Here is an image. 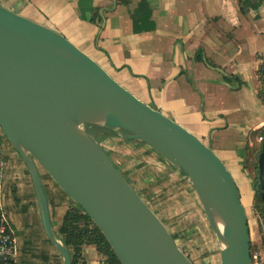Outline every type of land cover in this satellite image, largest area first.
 I'll list each match as a JSON object with an SVG mask.
<instances>
[{
  "label": "water",
  "instance_id": "95a60500",
  "mask_svg": "<svg viewBox=\"0 0 264 264\" xmlns=\"http://www.w3.org/2000/svg\"><path fill=\"white\" fill-rule=\"evenodd\" d=\"M86 125L140 141L180 169L216 235L220 264H251L247 212L220 156L64 34L0 4V129L31 174L63 264L71 256L52 230L41 169L89 215L120 264H195Z\"/></svg>",
  "mask_w": 264,
  "mask_h": 264
},
{
  "label": "crops",
  "instance_id": "0c3cea01",
  "mask_svg": "<svg viewBox=\"0 0 264 264\" xmlns=\"http://www.w3.org/2000/svg\"><path fill=\"white\" fill-rule=\"evenodd\" d=\"M0 4L61 32L135 95L198 135L232 172L245 209L252 207L256 181L247 164L253 158L250 148L259 143L255 130L264 122L256 70L258 52L264 50V0H116L115 5L113 0H0ZM144 4L147 26L138 21L136 29L134 16L140 18L138 8ZM116 135H102L106 151L115 153V146L127 142L145 151V161L158 168V175L178 169L148 145ZM0 136L5 159L2 206L14 236V264H63L45 230L31 174L4 134ZM132 164L118 166L130 183V173L138 169ZM40 172L51 227L59 235L70 199L45 170ZM247 218L251 248L264 264L255 214L251 218L247 213ZM81 254L84 264L102 262L92 244L82 245Z\"/></svg>",
  "mask_w": 264,
  "mask_h": 264
},
{
  "label": "rangeland",
  "instance_id": "374dc122",
  "mask_svg": "<svg viewBox=\"0 0 264 264\" xmlns=\"http://www.w3.org/2000/svg\"><path fill=\"white\" fill-rule=\"evenodd\" d=\"M90 128H93L95 137L101 142L103 131L94 126ZM108 136L117 135L108 133ZM120 138L128 141L124 137ZM115 148V153L107 152L112 156L116 167L125 175V169L119 167L128 164L130 168L132 162L136 163L135 167L138 169L129 176L131 184L142 193L143 198L166 224L178 245L192 261L195 264H220L218 240L187 176L179 169L167 176L158 175V168L145 161L148 157L145 151L139 147L133 148L127 142L125 146ZM144 175L146 179L143 178ZM246 212L251 218L256 214L252 207H247ZM262 214L264 216V212ZM256 223L259 228L257 221Z\"/></svg>",
  "mask_w": 264,
  "mask_h": 264
},
{
  "label": "trees",
  "instance_id": "16d2710c",
  "mask_svg": "<svg viewBox=\"0 0 264 264\" xmlns=\"http://www.w3.org/2000/svg\"><path fill=\"white\" fill-rule=\"evenodd\" d=\"M145 2H142V4ZM145 4L142 8H138L139 19L134 16V27L137 29L138 21L141 26L145 25L147 20L144 15ZM144 22V23H143ZM101 129V134H117L114 130L106 129L101 126L91 125ZM264 132V127H260L255 130L256 137ZM101 136V135H100ZM130 141V140H129ZM249 155H253V158L248 160V166L252 168L255 175L256 188L252 199V208L259 213L264 212V169L261 170V166L264 165V138L259 140L258 144H254L250 148ZM125 176V175H124ZM126 177V176H125ZM127 178V177H126ZM127 180H129L127 178ZM70 199V198H69ZM70 205L65 209L61 222L59 225V236L64 244L68 247L70 252L72 264H77V259L81 253V247L84 244H92L96 250L102 255L101 264H120V261L115 254L114 250L110 246L104 234L97 227V225L91 220L89 215L82 210V208L70 199ZM263 215V214H262Z\"/></svg>",
  "mask_w": 264,
  "mask_h": 264
},
{
  "label": "built area",
  "instance_id": "2783aa9c",
  "mask_svg": "<svg viewBox=\"0 0 264 264\" xmlns=\"http://www.w3.org/2000/svg\"><path fill=\"white\" fill-rule=\"evenodd\" d=\"M257 76L259 79L258 95L260 102L264 107V50L259 51L257 55ZM262 127H264V122ZM2 131L0 129V135ZM264 138V132L257 136L258 140ZM4 145L0 136V264H14V236L12 230L7 224V220L2 206V183H3V169L5 166L4 159ZM256 221L259 225L261 239L264 244V216L256 211ZM251 264H263L260 254L257 250L250 248ZM77 264H84L82 254L80 253L77 259Z\"/></svg>",
  "mask_w": 264,
  "mask_h": 264
},
{
  "label": "flooded vegetation",
  "instance_id": "af4514ba",
  "mask_svg": "<svg viewBox=\"0 0 264 264\" xmlns=\"http://www.w3.org/2000/svg\"><path fill=\"white\" fill-rule=\"evenodd\" d=\"M91 125H86V128L93 134L96 136L95 132L93 131V128H90Z\"/></svg>",
  "mask_w": 264,
  "mask_h": 264
},
{
  "label": "bare ground",
  "instance_id": "6f19581e",
  "mask_svg": "<svg viewBox=\"0 0 264 264\" xmlns=\"http://www.w3.org/2000/svg\"><path fill=\"white\" fill-rule=\"evenodd\" d=\"M179 170H180V169H179ZM215 224H216V225H218V222H217V221H215ZM218 226H219V225H218Z\"/></svg>",
  "mask_w": 264,
  "mask_h": 264
}]
</instances>
